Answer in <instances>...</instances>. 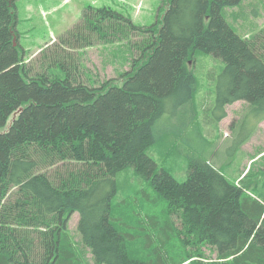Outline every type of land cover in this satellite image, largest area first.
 <instances>
[{
    "label": "trees",
    "instance_id": "trees-1",
    "mask_svg": "<svg viewBox=\"0 0 264 264\" xmlns=\"http://www.w3.org/2000/svg\"><path fill=\"white\" fill-rule=\"evenodd\" d=\"M242 2L168 0L144 27L109 5H89L34 73L19 42L16 0H0V128L7 127L0 131V264H85L67 230L75 212L95 264H174L166 244L154 259L132 255L126 239L135 237L112 220L115 177L128 166L148 178L167 212L181 215L188 235L216 246L217 261L197 264H264V184L258 197L245 195L250 174L237 183L202 158L189 160L178 179L148 152L158 141L157 120L193 101L198 51L224 61L216 86L220 121L226 106L249 103L245 142L264 120V28L244 38L223 13ZM102 39H127L134 56L117 78L90 84L78 73L79 56ZM51 66L66 77L51 76ZM186 116L193 124L195 115ZM161 142L165 159L178 154ZM167 222L162 228L175 231Z\"/></svg>",
    "mask_w": 264,
    "mask_h": 264
},
{
    "label": "rangeland",
    "instance_id": "rangeland-1",
    "mask_svg": "<svg viewBox=\"0 0 264 264\" xmlns=\"http://www.w3.org/2000/svg\"><path fill=\"white\" fill-rule=\"evenodd\" d=\"M166 2L168 0H16L17 29L19 42L25 50V60L28 65H34V73L42 72L40 58L43 53L81 22L89 5H109L130 17L137 26L144 27L155 23L157 15L163 13H160V8ZM223 13L229 24L244 38L264 28V0H243L241 4L226 7ZM81 52L80 56L78 54V73L81 78L95 85L106 79L117 78L123 71L130 69L134 56L132 43L127 39L115 40L113 43L97 40L95 45ZM194 58L197 90L193 101L175 115L166 112L157 120L155 134L158 141L148 152L159 168H166L178 179L186 176L192 158L210 161L237 183L241 175L250 174L244 181L247 186L245 195L258 197L264 184V120L259 122L253 129L255 132L245 142L243 139L250 134L243 132L242 122L250 112L249 103L237 101L226 106L227 116L220 121L218 117L221 109L217 106L216 86L224 61L200 51ZM47 72L51 76L66 77L59 67L51 66ZM187 113L195 115L193 124L188 123ZM5 128H0V131ZM240 133L242 136L238 137ZM162 139L178 154L165 159ZM81 165L69 162V166L80 168ZM45 171L42 169L40 172L47 173ZM115 178L119 189L113 201L112 220L120 230L135 237L126 239L129 240L128 247L132 255L144 260L154 259L156 249L166 244L174 264L218 260L216 246L208 242L197 243L194 237L188 235V226L181 215L177 211L167 212L166 200L157 197L148 178L138 174L133 166L126 167ZM255 184H258L257 188H254ZM79 219V213L75 212L68 222L70 241L85 264H95L78 231ZM167 219L173 223L175 231L168 228L165 232L162 228L166 227ZM154 220H157V224L153 223Z\"/></svg>",
    "mask_w": 264,
    "mask_h": 264
}]
</instances>
